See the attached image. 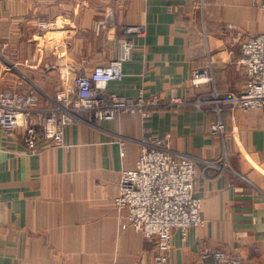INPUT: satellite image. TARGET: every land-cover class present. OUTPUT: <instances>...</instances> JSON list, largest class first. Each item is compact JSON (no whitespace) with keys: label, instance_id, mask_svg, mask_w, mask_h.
I'll return each mask as SVG.
<instances>
[{"label":"crops","instance_id":"obj_1","mask_svg":"<svg viewBox=\"0 0 264 264\" xmlns=\"http://www.w3.org/2000/svg\"><path fill=\"white\" fill-rule=\"evenodd\" d=\"M109 12L113 21L97 32ZM139 26L146 35H128L132 57L109 92L167 99L175 91L189 101L240 94V47L264 34V0H0V91L34 92L50 106L75 77L116 57L122 29ZM201 69L211 82L196 89L190 80ZM218 119L223 136L210 133ZM165 136L197 165L204 220L184 240L173 232L170 264H200L211 250L264 264V109L218 114L192 105L78 122L66 130L69 148L41 141L35 154L21 130L0 128V264H155L157 240L136 232L113 200L140 142Z\"/></svg>","mask_w":264,"mask_h":264},{"label":"built area","instance_id":"obj_2","mask_svg":"<svg viewBox=\"0 0 264 264\" xmlns=\"http://www.w3.org/2000/svg\"><path fill=\"white\" fill-rule=\"evenodd\" d=\"M112 21V12H109L105 21L97 23V32L106 29ZM132 32L139 37L146 35L144 26L122 29L117 39L116 57L105 65L96 66L90 74L75 77L73 84L58 92L50 106H41L34 92L0 91L3 133L11 136L21 130L27 150L35 154L41 141L52 147L69 148L65 143L66 130L78 122L97 124L120 114L147 119L155 111L188 105L204 111L212 108L218 114L224 110L247 113L264 109V34L248 37L241 44L239 62L245 74L243 92L221 94L213 91L189 101L175 91L167 99L144 94L131 99L108 91L110 82H120L125 77L123 64L131 60L133 53L128 37ZM190 82L198 89L210 83L211 77L207 70H195ZM210 133L225 134L221 119L210 126ZM168 140L165 136L140 142V155L132 169L121 172L118 194L113 200L117 212L126 213L136 232L157 240L155 264H170L173 232L178 231L184 240L189 229L204 225L202 203L195 196L197 165L187 156L171 151ZM119 144L124 146L123 142ZM199 260L200 264H241L240 258L222 250L202 252Z\"/></svg>","mask_w":264,"mask_h":264},{"label":"rangeland","instance_id":"obj_3","mask_svg":"<svg viewBox=\"0 0 264 264\" xmlns=\"http://www.w3.org/2000/svg\"><path fill=\"white\" fill-rule=\"evenodd\" d=\"M211 93V92H210ZM207 94V93H206Z\"/></svg>","mask_w":264,"mask_h":264}]
</instances>
